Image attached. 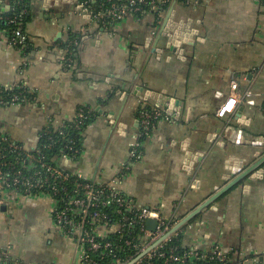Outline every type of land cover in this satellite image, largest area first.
Listing matches in <instances>:
<instances>
[{"label":"crops","instance_id":"1","mask_svg":"<svg viewBox=\"0 0 264 264\" xmlns=\"http://www.w3.org/2000/svg\"><path fill=\"white\" fill-rule=\"evenodd\" d=\"M46 1L32 2L29 52L0 29V87L23 84L35 94L30 103L0 105V131L26 152L38 150L46 129L90 108L82 154L56 164L178 220L228 183L235 162L247 168L264 155V0H168L154 13L109 24L82 13L79 0H49L45 8ZM0 6L12 8L10 0ZM176 29L185 37L172 49L165 35ZM70 34L79 44L75 70L66 71L59 45ZM233 81L236 112L218 118ZM140 108L165 109L169 119L144 138L137 160ZM259 170L178 231L185 249L264 264ZM54 207L49 198L0 194V264H78L80 248L53 222Z\"/></svg>","mask_w":264,"mask_h":264},{"label":"built area","instance_id":"2","mask_svg":"<svg viewBox=\"0 0 264 264\" xmlns=\"http://www.w3.org/2000/svg\"><path fill=\"white\" fill-rule=\"evenodd\" d=\"M109 5L97 12L85 4L79 3V10L92 18L96 23L118 22L131 15L154 13L168 3V0H105ZM28 37L21 30L16 31V37L9 42L13 47L25 46ZM71 44L77 48L78 36ZM62 64L64 70L73 71L76 67V52L63 49ZM239 84L231 83L230 100L221 105L217 111L218 118L225 119L236 112L239 101ZM14 90L18 92L13 93ZM12 92L11 96L5 95ZM23 84L13 87H0V105L12 106L33 102ZM247 97L251 94L247 93ZM169 119L168 111L141 109L139 123L141 125L140 139L148 136L156 126L159 118ZM86 119L79 112L72 123L75 131L81 130ZM66 124V123H65ZM65 124L60 128H65ZM63 134V133H62ZM140 139L134 143L131 155L133 159L141 157ZM37 153V154H35ZM35 152H26L22 145L14 142L0 131V194L10 192L20 196L31 197L42 191L40 197L53 201V222L66 235L70 236L80 248L78 264H194V259L215 264H231L229 256L220 250L203 253L198 248H189L183 256L174 249L163 250L168 239L157 243L180 220L167 218L160 211L138 206L132 199L125 196L113 186L96 185L89 180L72 175L58 166L44 162V157ZM81 151L73 147L72 142L61 150V157L77 160ZM13 155L16 162L7 159ZM35 163L39 165L37 168ZM129 169V168H127ZM27 170V172H25ZM30 173V174H29ZM47 190L48 192H44ZM112 210V212H110ZM112 215L114 222L110 223ZM157 221L155 231L147 228V222ZM126 233V234H125ZM125 235L122 244L114 247L112 236ZM116 250L121 255L116 257ZM196 264V263H195ZM241 264H256L254 260Z\"/></svg>","mask_w":264,"mask_h":264},{"label":"trees","instance_id":"3","mask_svg":"<svg viewBox=\"0 0 264 264\" xmlns=\"http://www.w3.org/2000/svg\"><path fill=\"white\" fill-rule=\"evenodd\" d=\"M10 1H11V5H12L11 11L6 13V14L0 15V29L7 32L9 40L14 39L16 37V31H18V30H21L24 34H26L25 33L26 26L32 20L31 8H32L33 0H10ZM79 3L85 4L87 7L95 10L96 13L101 12L103 10L102 9L103 7L106 8L109 5L105 0H79ZM138 16H141V15H138ZM109 23H111V22H107L106 24H109ZM76 37L77 36H75L74 34H70L69 39L66 40L65 42L60 43L59 47L62 50L65 49V50H68L69 52L75 50V52L77 53V48H75L71 44V42L74 39H76ZM16 48L19 50H22L24 52H29L32 49V44L30 43V41L28 39L27 44L25 46H18ZM26 91L28 92L27 95L30 98L33 99L35 97L34 92L32 90H30L27 86H26ZM16 92H18V91L14 90L13 93H16ZM13 93L10 92V93L6 94L5 96L6 97L11 96ZM141 109L151 111L152 108H140L138 113L141 112ZM79 112H83L84 115L86 116V119L82 122L81 130L75 131L73 129L72 123L67 122L65 124L66 127L62 128L61 130L50 127L42 133L41 138H40V146H39L37 151L38 152L40 151L39 154H41V156L44 157L45 163H48L52 166H58L55 162V159L60 157L61 150L64 149L69 142H72L73 147L76 149H79L81 151V154H82V146H81L82 136H81V134L83 133V131L85 129H87L88 125L92 121V118L94 117V112L90 108H86V107L80 108L78 113ZM138 117H139V114H138ZM161 119H163V118L160 117L159 120L156 122L158 123ZM152 131L153 130H151V132ZM151 132L149 133V135L151 134ZM145 137H147V136H144L140 139V143L143 142ZM35 154H37V153H35ZM14 158L15 157L13 155H7V159L11 162L17 161V159L15 161ZM35 166L37 168L39 167V165H37L36 163H35ZM25 172H27V170H25ZM67 173H69V172H67ZM69 174L72 175V178L77 177L71 173H69ZM89 182H91V181H89ZM91 183H93V182H91ZM44 192H48V191L44 190ZM35 193H37V195L31 196V197H40L39 196L40 194H38V193H42V191H38ZM110 212H112V210ZM114 219H115V216L112 215L110 223H113ZM123 236H125V235L115 234L112 236V243L116 244V245H114V247H117L118 245L122 244L123 238H125ZM170 249H174L175 253L179 256H183V254L185 252H187V249H185L182 246V234L177 232L176 234L172 235L168 239V241L164 244L163 250L168 251ZM115 253H116V257H119L121 255L120 251L116 250ZM189 262L194 263V264L195 263L196 264H215V262L214 263H212V262L211 263H209V262L205 263V262L197 261L194 259H190Z\"/></svg>","mask_w":264,"mask_h":264},{"label":"water","instance_id":"4","mask_svg":"<svg viewBox=\"0 0 264 264\" xmlns=\"http://www.w3.org/2000/svg\"><path fill=\"white\" fill-rule=\"evenodd\" d=\"M49 4V0L46 1L44 7L47 8ZM11 11L10 6H0V12L8 13ZM170 39V44L169 48L174 49V47H178L179 42L178 38L179 37H185V34L183 35V32L181 30H174L173 33H168L165 35ZM244 111V108L240 109V114L238 115V118H242V112ZM170 115H174L173 112L170 113ZM242 132H240L239 136H241ZM241 139V138H240ZM257 161H255L253 164H251L249 167L244 168L238 165V162H235L234 165H232L231 168V177H225L224 179L228 181V183L220 188L217 187L215 189V193L210 196L207 200H205L202 204H200L196 209H194L192 212H190L187 216L182 218L177 224H175L172 229L165 235L163 236L160 241L157 243L160 244L162 241L170 238L172 235L176 234L179 230H181L184 226H186L188 223L193 221L195 218H197L205 209L210 208L212 204H214L217 199H219L224 193L232 189L234 186L244 182L246 179L251 177L252 175L256 174L259 169L264 166V155L261 156L258 154L257 156ZM188 171L190 170V167L193 166L192 162L188 163ZM157 227V221L150 219L147 222V228L151 231H155ZM134 262H131L130 264H133Z\"/></svg>","mask_w":264,"mask_h":264}]
</instances>
